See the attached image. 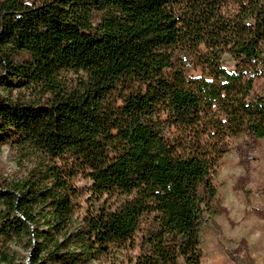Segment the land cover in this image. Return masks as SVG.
<instances>
[{
    "label": "trees",
    "instance_id": "obj_1",
    "mask_svg": "<svg viewBox=\"0 0 264 264\" xmlns=\"http://www.w3.org/2000/svg\"><path fill=\"white\" fill-rule=\"evenodd\" d=\"M239 137L264 140V0H0V148L31 163L0 177V264H200Z\"/></svg>",
    "mask_w": 264,
    "mask_h": 264
},
{
    "label": "rangeland",
    "instance_id": "obj_2",
    "mask_svg": "<svg viewBox=\"0 0 264 264\" xmlns=\"http://www.w3.org/2000/svg\"><path fill=\"white\" fill-rule=\"evenodd\" d=\"M34 1L37 0H29ZM189 74L197 77L200 72L193 70ZM20 97L30 100L34 94L23 91ZM244 141V137L231 141L213 176L217 203L224 212L213 217L200 233V264H264V220L255 213H264V140L249 152L248 159L241 161L237 146ZM29 168L31 163L19 153L7 146L0 148V177L17 181L23 179ZM73 184L84 193L88 181L79 174ZM87 197L83 194L76 201L79 216L86 212ZM10 252L16 257L13 264H28V252L23 244L11 246ZM113 263L101 258L90 264Z\"/></svg>",
    "mask_w": 264,
    "mask_h": 264
}]
</instances>
